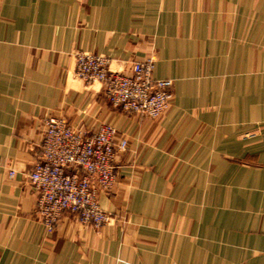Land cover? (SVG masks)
Listing matches in <instances>:
<instances>
[{"label": "crops", "instance_id": "obj_1", "mask_svg": "<svg viewBox=\"0 0 264 264\" xmlns=\"http://www.w3.org/2000/svg\"><path fill=\"white\" fill-rule=\"evenodd\" d=\"M78 50L122 73L153 57L168 108L112 107L75 77ZM48 114L126 140L99 194L112 223L39 221ZM0 264H264V0H0Z\"/></svg>", "mask_w": 264, "mask_h": 264}, {"label": "built area", "instance_id": "obj_2", "mask_svg": "<svg viewBox=\"0 0 264 264\" xmlns=\"http://www.w3.org/2000/svg\"><path fill=\"white\" fill-rule=\"evenodd\" d=\"M74 75L86 85L102 86L106 101L124 113L147 119L159 118L170 104L172 80L153 76L154 59L148 56L131 63L129 73L110 69L108 57L75 51ZM41 153L27 178L35 192V210L47 231L65 214L81 224L110 222L99 194L116 182V153L126 140H115L117 129L99 123L90 132L74 129L64 117L47 115ZM10 169L8 175L12 176Z\"/></svg>", "mask_w": 264, "mask_h": 264}, {"label": "rangeland", "instance_id": "obj_3", "mask_svg": "<svg viewBox=\"0 0 264 264\" xmlns=\"http://www.w3.org/2000/svg\"><path fill=\"white\" fill-rule=\"evenodd\" d=\"M171 100V99H170ZM118 109V108H117ZM126 114H133V113H126ZM49 115H54V116H60V115H55V114H48V116ZM136 115V114H135ZM61 117V116H60ZM63 117V116H62ZM45 118V117H44ZM67 121V120H66ZM68 122V121H67ZM43 124H44V119H43ZM99 125V124H98ZM74 128V127H73ZM74 129H76V128H74ZM77 130H79V129H77ZM44 133H45V125H44ZM44 133H43V137H44ZM42 140H43V138H42ZM41 143H42V141H41ZM41 153V144H40V152H39V154ZM39 154L37 155V157L39 156ZM31 170V169H30ZM30 172V171H29ZM28 172V173H29ZM35 193V192H34ZM101 205V204H100ZM102 207V206H101ZM107 211V210H106ZM108 212V211H107ZM110 213V212H109ZM110 217H111V220H110V222L109 223H112L113 221H115V219H116V215H113V214H111L110 213ZM61 220V219H60ZM59 220V221H60ZM40 221V220H39ZM58 221V222H59ZM41 222V221H40ZM58 222H57V224H58ZM77 222V221H76ZM77 223H79V222H77ZM109 223H107V224H104V225H108ZM56 224V225H57ZM79 224H81V223H79ZM56 225H55V227H56ZM104 225H100V226H104ZM94 226V225H93ZM100 226H96V227H100ZM45 227V226H44ZM55 227L51 230V231H53L54 229H55ZM51 231H48V232H51Z\"/></svg>", "mask_w": 264, "mask_h": 264}]
</instances>
